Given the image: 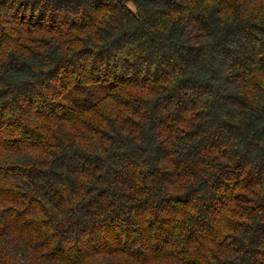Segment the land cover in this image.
<instances>
[{
    "label": "trees",
    "instance_id": "obj_1",
    "mask_svg": "<svg viewBox=\"0 0 264 264\" xmlns=\"http://www.w3.org/2000/svg\"><path fill=\"white\" fill-rule=\"evenodd\" d=\"M0 264H264V0H0Z\"/></svg>",
    "mask_w": 264,
    "mask_h": 264
}]
</instances>
